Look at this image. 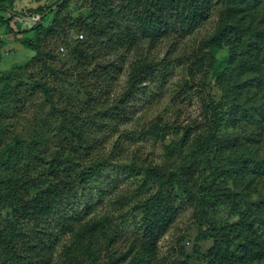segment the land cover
<instances>
[{
  "label": "trees",
  "instance_id": "obj_1",
  "mask_svg": "<svg viewBox=\"0 0 264 264\" xmlns=\"http://www.w3.org/2000/svg\"><path fill=\"white\" fill-rule=\"evenodd\" d=\"M0 25L34 53L0 73V264H167L185 206L180 264H264V0H0Z\"/></svg>",
  "mask_w": 264,
  "mask_h": 264
},
{
  "label": "rangeland",
  "instance_id": "obj_2",
  "mask_svg": "<svg viewBox=\"0 0 264 264\" xmlns=\"http://www.w3.org/2000/svg\"><path fill=\"white\" fill-rule=\"evenodd\" d=\"M19 7H26L27 5L30 7L43 4V3H54L57 0H15ZM1 15L7 16L6 13H2ZM18 24L21 26L22 29H26L27 27H30L32 22L28 18H20ZM215 20L212 19L209 23H207L206 27L202 30L201 36L207 34L214 28ZM75 37V34L73 35ZM0 38L5 40L6 44L4 49L1 51V59H0V73L8 72L13 69V67L24 64L26 62H30V59L33 57L34 53L30 50L25 49L21 43L14 38L12 35H5V26L0 25ZM198 40V39H197ZM48 47L50 44V41L47 40ZM192 43H189L188 46L186 44H182L180 46V52L184 49V52L186 50L191 49ZM53 47V45H52ZM168 50V45H165L163 48L158 50V54L160 58H162ZM61 52V50H60ZM36 68V67H35ZM34 71V70H33ZM182 76L178 75L175 77V81L177 79H181ZM124 80L123 77L122 82L120 83V88L124 86ZM176 87L169 85V93L167 96H165L164 100L156 105L152 112L148 115L149 118L154 117L158 114L165 115L166 107L170 105V100L173 97V93L176 94L177 91H175ZM40 94L35 95V97H38ZM28 106V105H27ZM28 110H30V114L28 117V120L31 123V126L35 129L36 127L40 126V120L37 122L35 120V113L36 109L34 107H27ZM185 109H188V114L196 115L198 113V104L195 102V104L192 107H186ZM172 115V113L168 112L167 116ZM42 114L39 116V119H41ZM152 119V118H151ZM149 119V120H151ZM24 122L20 120L17 123V127L20 128V130L24 127ZM151 150V147L149 145L147 151ZM159 150L157 149V152ZM183 210L178 215V219L171 227L170 231L167 233L165 237H163L160 241V250L163 255L167 258V264H180L179 261V254L181 250V244L184 245L185 249L183 250L185 253L189 252L190 254L194 253V246L196 245L195 238L196 234L198 232L197 228L194 226L192 222V209L185 206L182 208ZM126 210H123L121 213H125ZM131 219V218H130ZM129 219V220H130ZM119 221V220H118ZM115 222L116 224L120 222ZM115 229H113V232ZM128 235H126L122 240H125ZM185 237V242H181L180 239ZM102 242L104 240L102 239ZM104 244V243H103ZM106 245V244H104ZM201 248H206V244H200ZM195 262V261H194ZM192 262V263H194Z\"/></svg>",
  "mask_w": 264,
  "mask_h": 264
},
{
  "label": "water",
  "instance_id": "obj_3",
  "mask_svg": "<svg viewBox=\"0 0 264 264\" xmlns=\"http://www.w3.org/2000/svg\"><path fill=\"white\" fill-rule=\"evenodd\" d=\"M53 9H54V8H53ZM53 9H52V10H53ZM41 18H42V17H39V16H38L37 18H28V19H29L32 23H36V22L40 21Z\"/></svg>",
  "mask_w": 264,
  "mask_h": 264
},
{
  "label": "built area",
  "instance_id": "obj_4",
  "mask_svg": "<svg viewBox=\"0 0 264 264\" xmlns=\"http://www.w3.org/2000/svg\"><path fill=\"white\" fill-rule=\"evenodd\" d=\"M81 38H82V36H81ZM62 51H63V49H62Z\"/></svg>",
  "mask_w": 264,
  "mask_h": 264
}]
</instances>
